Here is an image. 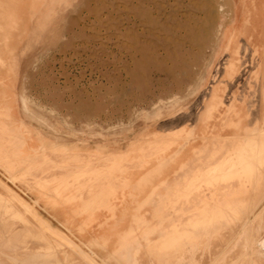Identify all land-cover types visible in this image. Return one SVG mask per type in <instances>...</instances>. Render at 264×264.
<instances>
[{
	"label": "rangeland",
	"instance_id": "rangeland-1",
	"mask_svg": "<svg viewBox=\"0 0 264 264\" xmlns=\"http://www.w3.org/2000/svg\"><path fill=\"white\" fill-rule=\"evenodd\" d=\"M0 1L7 4L4 10L14 9L11 0ZM22 10L27 12L23 14L27 15L26 24L9 26L30 29L8 31L7 47L13 54L6 62L10 68L8 89L0 90V96L6 97L12 109L11 118L7 108L0 106V226L11 223L17 228L12 232L1 229L0 235L28 234L27 238H20L29 239L28 246L13 248L12 254L6 251V256L16 259L17 264L24 263L19 258L30 256L25 264H33L35 249L42 247L43 241L36 237L38 215L59 232L43 231L48 238L55 239L45 238V249L59 246L58 250L68 251L77 264H85L64 245L65 237L77 243L83 239L75 237L78 220L83 216L76 213L80 207L46 205L53 201L40 197L32 186L33 177L18 179L14 173L19 149L27 140L26 133L24 136L16 131L19 122L15 121L14 109L17 118L48 140L78 143L86 149L102 144L123 149L131 139L142 134L146 137L148 131L159 129L168 119H154L158 110L179 101L195 107L201 105L202 95H208L204 93L203 81L211 72L215 77L248 76L254 57L264 50V32L258 30L264 26V0H38ZM36 18L44 22L37 23ZM253 19L258 22L254 39L248 37L254 30ZM34 26L38 28L32 35ZM17 39L19 43L13 46ZM208 81L217 90L229 82L219 78ZM24 137L26 140H22ZM257 145L254 141L240 147L246 163H252L250 168H228L219 174L223 166H218L209 176L208 187L236 181L238 177L256 178L257 173H250H255V168L260 169L259 176L264 178V167L259 164L264 143L259 148ZM171 153L169 144L163 156ZM58 173L55 170L42 176ZM260 184H252L249 189L258 186L264 190V181ZM245 186L243 182L236 185L230 195L245 194ZM7 192L13 196L6 200L1 195ZM71 192L76 189L73 187ZM248 209L251 210L249 207L245 211ZM248 213L250 217L252 212ZM59 215L65 216L64 221H60ZM40 225L42 228L43 224ZM21 228L23 232H18ZM87 233L84 239L93 232ZM164 244L172 250V236ZM236 246H243L242 242ZM247 255L250 264H264V256ZM174 257L172 262H187V258ZM94 258L102 264L97 256ZM203 258L206 262L209 255ZM142 259L143 264H148L143 255ZM5 263L6 257L0 255V264Z\"/></svg>",
	"mask_w": 264,
	"mask_h": 264
},
{
	"label": "crops",
	"instance_id": "crops-1",
	"mask_svg": "<svg viewBox=\"0 0 264 264\" xmlns=\"http://www.w3.org/2000/svg\"><path fill=\"white\" fill-rule=\"evenodd\" d=\"M258 30L264 32V26ZM212 73L207 80L202 79L204 93L219 96L213 110L209 109L210 112H207L206 99L203 105L198 107L187 101L176 102L154 114V119L168 116L159 129L148 131L146 137L142 134L131 139L123 149L118 145L111 148L109 144L86 149L78 143L67 144L48 140L17 118L14 109L15 121L19 122V128H23L27 134V140L19 149L14 173L18 179L32 176V186L39 191L40 197H44L45 201H53L46 202V205L80 207L76 213L83 216L78 220L75 237L83 239H78L77 243L67 236L64 245L71 248L85 264H98L94 258L96 256L102 264H143L142 255L148 259V264H231L244 255L243 246L228 250L227 240L237 238V234L229 236L227 231H222L214 242L211 241L210 232L203 231L198 234V243H188L182 252H178L175 245L177 223L221 224L226 220L221 218V214L213 213L218 207L217 201H221V198L212 202L210 191L205 189L202 183H193L190 186L182 183L186 176L195 173L196 166L163 165L165 147L170 144L172 152L176 151L180 161L190 155L193 160L207 158L222 145L230 148L227 152H231L234 147L238 148L235 150L238 152L244 143L255 141L258 148L260 143H264V74H258L254 85H244L248 78L246 75L215 77ZM213 78L229 82H225L226 85L217 90L208 81ZM255 131H258L257 136ZM221 132L225 134H220ZM168 133L171 135L166 136ZM221 152L225 153L226 150ZM55 170L59 171L58 175L42 176ZM73 187L76 189L74 193L71 192ZM176 191L179 192L178 195ZM185 191H188V194L190 192L191 196L185 193L186 196L183 193ZM217 191H224V188L220 187ZM250 192L247 197L235 200L234 206L238 208L239 213L232 215L235 219L233 221L237 224L250 222L261 225L260 234L264 235V190L253 188ZM198 193H201L200 196H197ZM22 201L35 212L27 201L23 198ZM248 206L254 216H247L249 213L248 210L245 211V207ZM37 217L38 223H42L43 227L41 228L40 224L36 226L41 231L38 230L36 237L42 238L43 242L42 247L37 248V258L33 264H77L68 251H59V246L50 245L49 251L45 249V238H50L43 231L59 232L45 219L39 218L38 215ZM59 218L64 221L65 216L59 215ZM89 230L93 233L90 238L84 239L88 237ZM190 233L189 230V236ZM192 233L194 234L191 238L195 239V232ZM171 236L174 247L172 250L164 244ZM250 236H241V239ZM173 255H182L187 258V262H171ZM207 255L209 260L204 262L203 257Z\"/></svg>",
	"mask_w": 264,
	"mask_h": 264
},
{
	"label": "bare ground",
	"instance_id": "bare-ground-1",
	"mask_svg": "<svg viewBox=\"0 0 264 264\" xmlns=\"http://www.w3.org/2000/svg\"><path fill=\"white\" fill-rule=\"evenodd\" d=\"M36 1L38 0H11V6L14 8L10 11H6L3 9V6L4 5H7V4H4L2 1H0V90H7L8 87H7V84H6V81H7V77H8V74L10 73L9 70L10 68H8L7 66V60L9 57L12 56V51L10 52L8 50V47H7V41L10 37V34H9V30L13 29V30H17L18 33L20 32V30H29L30 28H27V27H23L21 28L20 26H9V24H26L25 22H27V19H26V16H23V14H26L27 12H25V10H22V8L24 9L25 7H27L28 5H31L33 3H35ZM46 1V0H45ZM40 2V1H39ZM8 4H10L9 2H7ZM37 4V3H36ZM48 5V4H47ZM46 5V6H47ZM9 6V7H11ZM38 6V5H37ZM8 7V6H7ZM11 7V8H12ZM56 9V8H55ZM8 14H12L11 16H7ZM22 14V15H21ZM254 20V30L248 35V37L250 38H253L255 37V35L257 33H255V29L258 25V22L256 23V20ZM35 22H44L42 21L41 18H36L35 19ZM42 26V25H41ZM32 28V27H31ZM38 27H33L32 30H34V32H32V35H34L36 32L35 30H37ZM22 33V32H21ZM25 34V33H24ZM258 35V34H257ZM257 37V36H256ZM20 39H17L15 43H13V46H16L18 43H19ZM30 40H28V43H29ZM249 45V43H248ZM248 47V46H247ZM247 54V53H246ZM255 55V54H254ZM251 60V59H250ZM260 60H263L262 62H260ZM251 68L249 69V74H248V78L245 80V84L244 85H254L255 82H256V77L258 76L259 73H263L264 74V50L261 54H256V56L254 57V60H253V63L250 64ZM249 67V66H248ZM252 73V74H251ZM264 84V83H263ZM239 86V85H238ZM254 87V86H253ZM264 87V86H263ZM9 91V90H8ZM7 92V91H6ZM218 95H207L206 97L204 95H202V104L204 103V99H206V102H207V105H208V113L210 112L209 109H214V104L216 102H218ZM10 99V98H9ZM236 99V98H235ZM20 100H23V102L25 103V99H21ZM11 101V100H10ZM26 104V103H25ZM23 105V104H22ZM200 105V106H201ZM0 106L2 108H7V115L9 117L12 118V115H11V107H10V102L7 101L6 97H2L0 96ZM23 107V106H22ZM238 108V107H237ZM240 108V106H239ZM238 108V109H239ZM224 109V108H223ZM237 109V110H238ZM219 110V109H218ZM236 110V111H237ZM241 110V109H240ZM245 111V109L243 110ZM217 113H222V112H218ZM248 113V112H247ZM249 114V113H248ZM190 117V116H189ZM213 117V116H212ZM217 117V116H216ZM215 117V118H216ZM180 119V118H179ZM204 119V118H203ZM198 120H196L197 122ZM170 122V121H169ZM174 122V121H173ZM199 122V121H198ZM204 122V121H203ZM208 122V121H207ZM206 122V123H207ZM211 122V120H210ZM212 122H214L212 120ZM195 123V122H194ZM193 123V124H194ZM191 124V123H190ZM198 124V123H197ZM216 124V123H215ZM169 125V124H168ZM202 125V124H200ZM212 125V124H211ZM248 125V124H247ZM181 126V125H180ZM179 126V127H180ZM167 127V126H166ZM187 127V126H186ZM185 127V128H186ZM192 127V126H191ZM203 127V126H202ZM241 127V126H240ZM243 127V126H242ZM199 128V127H198ZM206 128V127H205ZM190 129V128H189ZM191 129H194V128H191ZM201 129V128H200ZM17 130H20V133L21 135H24L25 136V132L22 131L20 128H17ZM171 131V130H169ZM236 131V130H235ZM189 132V131H188ZM194 132V131H193ZM200 131H198V134H199ZM230 132V131H229ZM239 132V131H238ZM165 133V132H164ZM179 133V132H178ZM182 133V132H181ZM207 133V132H206ZM205 133V134H206ZM237 133V132H236ZM188 134V133H187ZM166 136H169L171 135V133H168V134H165ZM189 135V134H188ZM200 135V134H199ZM191 136V135H190ZM195 136V135H194ZM193 136V137H194ZM197 136V135H196ZM183 137V136H182ZM188 137V136H187ZM184 138V137H183ZM197 138V137H196ZM188 139V138H187ZM186 139V141H187ZM192 139V137H191ZM201 139V138H200ZM199 139V140H200ZM229 139V138H228ZM231 139V138H230ZM22 140H26V138L24 137V139L22 138ZM203 140V139H202ZM242 140V139H241ZM199 142V141H198ZM243 143V142H241ZM239 144V143H238ZM237 144V145H238ZM191 147V146H190ZM68 148V147H67ZM180 148V147H179ZM197 148V147H196ZM188 149V148H187ZM230 148H227L225 146H219V148H217L216 151L210 153V155L207 157V158H202V159H195L193 160V158L190 156H186L183 158V160H180L182 162L179 161L178 157H177V154L174 152H172L170 155L168 156H163V160H164V164L163 165H166V166H196V170H195V173H192L188 176H186V178L182 181V183H187V185L190 186V184L192 182L194 183H198V180L200 179H204L202 182V184H204V186H206L207 190L210 191V198L212 200V202H216L215 200H218L221 198V201H217L218 203V207L216 208V211L214 209L215 212L213 213H218V214H221L222 215V219L226 220L224 223H221V224H218V223H199V222H195V223H177L176 224V237H175V245H176V248L178 249V252H182L183 249L188 245V243H192V241H194L195 244L198 243V234L203 232V231H206V232H210V235H211V241L214 242L217 237L221 234L222 231H227L229 232V236H232L234 234H237V238H232V239H228L227 240V247H228V250L232 249L233 247H235V244L239 241L242 242V245L244 247V255L243 256H239L236 260L232 261L231 264H250V261H249V257L247 255L248 252H252L254 254L258 253L262 256H264V235H261L260 234V230H262L261 226H257V225H254L252 223H244V224H237L236 222H234L233 220L234 217H232V215H236L239 213V210L236 206H234V203H235V200L237 199H241V198H245L248 196L249 194V187L252 185V184H260L261 182L264 181V178L261 177V175L259 176V174H262V172L260 171V169H257L255 168V173H252V171L250 172L251 174H256L255 176H258L256 178H247V177H238L236 181H229L228 183H225L227 181H224V182H220L219 185H216L212 188H209L208 187V184L209 183V176L211 175V173L213 171H215V168L218 167V166H223V169H221V171L219 172V174H222V173H225L226 170L228 168H230L232 171H236L234 169L236 168H242V170L246 169V168H250L251 164L248 162L246 163L245 161V156L244 154L242 153V151H240L241 148H239V151L238 152H235V150H237L235 147L232 148V151L231 152H227ZM69 150V149H68ZM168 150V149H167ZM225 153H222L221 151H225ZM72 151V150H71ZM181 151V150H180ZM184 151V150H183ZM192 151V150H191ZM190 151V152H191ZM179 152V151H178ZM74 153V152H73ZM181 154V153H180ZM181 157V156H179ZM180 163H179V162ZM179 163V164H178ZM259 164H261L263 167H264V155L263 156H260V162ZM237 165V166H236ZM236 166V167H235ZM162 167V166H161ZM221 168V167H220ZM219 168V170H220ZM230 172V171H229ZM249 173V172H248ZM249 173V175H250ZM218 177V176H217ZM244 183L246 186H245V189H246V192L245 194H241V195H235V194H231L230 195V191L238 184L240 183ZM199 183V184H200ZM261 185V184H260ZM188 186V188H189ZM195 187V186H194ZM200 187V185H199ZM220 187H223L224 188V191H217L218 188ZM258 187V186H257ZM256 187V188H257ZM198 188V187H197ZM185 188H183L184 190ZM253 189V188H252ZM195 190V189H194ZM193 190V191H194ZM197 190V189H196ZM190 191V190H188ZM187 191V192H188ZM186 191L183 192L184 194L187 193ZM263 192V191H261ZM8 193V192H7ZM2 194L1 196L4 197L6 199V197H10L12 194L11 193H8V194ZM177 195L179 194V192H177ZM192 193V192H191ZM188 194V193H187ZM187 194H185L187 196ZM190 194V192H189ZM188 194V195H189ZM199 194L201 193H198L197 196H200ZM255 193H253L254 195ZM259 195V193H257ZM181 195V193H180ZM184 195V196H185ZM13 196V195H12ZM11 196V197H12ZM183 196V195H182ZM191 196V195H189ZM188 196V197H189ZM10 197V198H11ZM250 197V196H249ZM176 198V197H175ZM201 198V197H200ZM209 198V199H210ZM263 198V197H262ZM14 199V198H13ZM184 199V197H183ZM255 199V198H254ZM7 200V199H6ZM203 200V199H202ZM17 201V200H16ZM178 201V200H176ZM175 201V202H176ZM248 201V200H247ZM253 201V200H251ZM207 203V201H205ZM262 202V201H261ZM18 203V202H17ZM248 203V202H247ZM250 203V202H249ZM11 204V203H10ZM20 204V203H19ZM199 206H200V202H199ZM205 206V205H204ZM264 206V205H263ZM23 207V206H22ZM201 207V206H200ZM244 207V206H242ZM250 206H248L249 208ZM261 207V206H260ZM24 208V207H23ZM179 208H180V205H179ZM247 208V207H245ZM181 209V208H180ZM244 209V208H243ZM194 210V208H193ZM199 210V209H198ZM197 210V211H198ZM201 210V209H200ZM27 211V210H26ZM108 211V210H107ZM165 211V210H164ZM244 211V210H243ZM248 211H250L248 209ZM262 211V210H260ZM19 212V211H18ZM178 212V211H177ZM176 212V213H177ZM181 212V211H180ZM191 212V211H190ZM189 212V213H190ZM196 212V211H194ZM201 212V211H200ZM210 212V210H209ZM256 212V211H255ZM13 213V212H12ZM16 213V212H15ZM13 213V214H15ZM188 212H186L187 214ZM264 213V212H263ZM202 214V213H201ZM200 214V215H201ZM254 213L251 214V216L253 215ZM260 214V213H259ZM185 216V214H183ZM183 216V217H184ZM210 216V215H209ZM212 216V215H211ZM219 216V215H218ZM248 216V214H247ZM254 216V215H253ZM19 217V216H18ZM263 217V216H262ZM40 218V217H39ZM236 218V217H235ZM253 218V217H252ZM255 218V217H254ZM16 219V217H15ZM20 219V218H19ZM184 219V218H183ZM207 219V218H206ZM219 219V217L217 218ZM258 219V217H257ZM14 220V219H13ZM17 220V219H16ZM210 220V219H209ZM208 220V221H209ZM254 220V219H253ZM20 221V220H19ZM24 221V220H23ZM187 221V220H186ZM211 221V220H210ZM213 221V220H212ZM261 221V220H260ZM18 222V221H17ZM206 222V221H204ZM255 222V221H254ZM16 223V222H15ZM26 223V222H24ZM40 224V223H39ZM258 224V223H257ZM264 224V223H263ZM25 226V225H24ZM41 226V225H40ZM33 227V226H32ZM31 227V228H32ZM14 228H17L15 226H13L11 223H6L5 226H0V231L1 229L2 230H5L7 232H12ZM23 228V227H22ZM18 229V232H23V229ZM33 229V228H32ZM191 231V235L194 234L192 232H195V236L196 238L195 239H192L191 238V235L189 236L188 231ZM40 231V230H39ZM46 231V230H45ZM239 231V232H238ZM41 232V231H40ZM236 232V233H235ZM257 232V233H256ZM28 235V234H27ZM23 236L21 235V233H18V234H7V235H0V247H2V249H0V255H3L6 257V261L7 263L5 264H17V261L13 260L12 258H8L6 256L7 252L12 254V250L13 248H21V247H25L26 245L28 246L29 244V239L28 240H21L20 238L22 237H25L27 238L28 236ZM248 235H257L258 237H251L250 238H243L241 239V236H248ZM190 237V238H188ZM42 239V238H41ZM44 239V238H43ZM43 242V241H41ZM205 242V241H204ZM47 244V243H46ZM26 246V247H27ZM193 246V245H192ZM206 246V245H205ZM25 247V248H26ZM203 247V246H202ZM41 248V247H40ZM51 248V247H50ZM225 248V246H224ZM223 248V249H224ZM5 249V251H4ZM252 249V251H251ZM37 250V249H35ZM42 250V249H40ZM47 250V249H46ZM250 250V251H249ZM49 251V250H48ZM43 252V251H42ZM201 252V251H200ZM47 253V252H46ZM220 253V252H219ZM222 253V252H221ZM220 253V254H221ZM246 253V254H245ZM234 254V253H233ZM13 256V255H12ZM219 256V255H218ZM235 256V255H234ZM14 257V256H13ZM30 257V256H29ZM29 257H25V258H19L18 261H21V262H24L23 264L27 263L28 260H29ZM178 257L180 258H184L186 259V257L182 256V255H178ZM35 258V257H34ZM37 258V257H36ZM175 259V257H174ZM225 260V258H224ZM171 261V259H170ZM226 261V260H225ZM172 262V261H171ZM211 262V261H210ZM214 262V261H213ZM212 262V263H213ZM253 262V261H252ZM19 263V262H18ZM173 263H175L173 261ZM224 263V262H223ZM95 264V263H94ZM169 264V263H168ZM215 264V263H214Z\"/></svg>",
	"mask_w": 264,
	"mask_h": 264
}]
</instances>
